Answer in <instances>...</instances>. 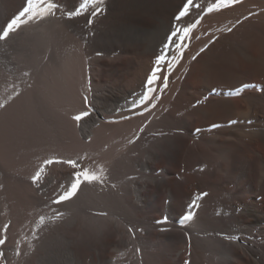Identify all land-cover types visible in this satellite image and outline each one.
<instances>
[{
	"label": "bare ground",
	"instance_id": "obj_1",
	"mask_svg": "<svg viewBox=\"0 0 264 264\" xmlns=\"http://www.w3.org/2000/svg\"><path fill=\"white\" fill-rule=\"evenodd\" d=\"M121 1L109 0L112 12H116ZM55 2L59 9L54 15L29 21L6 40L0 41V104L4 105L0 107V237L6 235V239L13 241L3 250L7 263L82 264L76 251L78 246L102 238L105 228L114 224L120 226L128 248L122 249L111 264H161L163 256H175L172 264H181L179 258L183 249L173 250L179 240L189 244L190 264H222V260L229 264H264V250L261 249L264 243L258 239L256 244L246 240L249 232H254L252 236L256 234L257 238L262 237L264 211L259 206H255L259 226L251 225L249 211L243 212L239 227L243 242L232 240L224 246L221 244L225 235L231 229L234 235L235 226H230L229 220L216 209L209 197L203 196L198 200L197 206L191 209L192 219L181 223L183 216L179 215L189 211L196 196L190 189L184 191V197L180 198L170 192L169 201L162 208L167 223L154 222L150 213L139 216L148 188H157L164 183L165 177H159L154 171L155 164L164 159L171 163L174 171H178L180 158L187 154L197 159V169H200L202 158L205 163L208 152L214 148L221 157L217 160V169L224 176L227 174L226 166L235 170V183L244 196L249 195L250 199L257 201L259 196L264 195V124L256 127H231L228 124L232 119L246 121L256 118L258 111L264 110V26L260 24L264 21V14L258 16L261 20L258 23L249 27L240 26L235 38L237 43L229 37L217 42L219 49L231 42L239 50L247 45L244 52L246 58L238 68L210 75L206 66L213 59L211 56H216L215 52L208 49L200 66L199 61L192 62L197 51L208 44L200 41L189 56L188 66L194 69L183 74L177 89L170 87L169 92L164 94L154 92L147 105L137 106L146 92L147 78L132 91L111 88L110 92L116 93L118 101L112 107H116L117 113L123 116L129 115V118L118 125L93 132L94 124L108 112L95 109L78 125L73 117L79 113L75 114L74 108L79 101H83L84 97L80 100L79 93L86 88L79 90L75 77L69 82L71 73L67 76L65 70L67 66L73 67L72 72L76 73V63L81 59L84 62L89 57L93 60L100 52L105 60L115 52V49L101 50L99 46L103 31L109 25L105 10L94 18L89 15L92 10L87 9L81 15L69 18L68 13L74 9L67 1ZM14 3L24 7L26 0H0V28L4 27L3 20ZM248 14L247 5L239 4L215 16L209 24L222 34L237 28L239 21ZM89 18L92 19L91 25L87 23ZM122 49H116L118 54ZM115 69V64L105 63L103 72H114ZM195 69L198 72L192 79L190 75ZM193 83L200 86L192 88ZM237 90L239 95L234 94ZM97 92L92 98L95 106H100L103 95ZM153 104L155 107H151ZM213 126L217 131L210 132ZM79 129L90 143L96 141L99 134H113L116 140L109 143L107 151L99 153L96 149L92 152L98 156L113 155V158H110L100 181L83 183L73 198L53 204L52 201L62 191L51 197L44 195L49 186L45 185V181L43 183L42 178L35 184L32 182L36 174H32V167L38 161L37 171L44 169L45 162L50 158L47 154L48 158L45 156L39 161L43 158L42 154L54 151L52 147L63 146V143L78 144L74 149L82 150L85 157L90 144L81 142ZM81 153L75 152L71 159L80 160ZM252 164L258 167L256 178L249 173V165L251 169ZM138 165L145 170L146 180L135 186L133 176ZM46 169H49L48 165ZM71 182L70 174L63 185V192ZM17 183L31 186L25 188L26 192H21L15 185ZM33 186L37 187L38 196L32 195ZM131 195L134 200H130ZM149 204L153 205V202ZM5 225H8L6 233L3 232ZM76 226L79 229L70 241L67 235ZM174 227L181 229L183 238L171 235ZM129 228L133 231L130 232ZM155 231L156 240L146 237ZM56 255L60 256L59 259L52 260V256Z\"/></svg>",
	"mask_w": 264,
	"mask_h": 264
},
{
	"label": "rangeland",
	"instance_id": "obj_2",
	"mask_svg": "<svg viewBox=\"0 0 264 264\" xmlns=\"http://www.w3.org/2000/svg\"><path fill=\"white\" fill-rule=\"evenodd\" d=\"M11 1L15 2L16 0ZM66 1L69 7H72V9L74 10L79 9L81 5L85 3V0ZM108 2L109 0H103V2H101V0H87V5L84 11L93 10V8L97 5L100 10H105L104 15L109 25L103 31V38H100L101 43L99 46L101 50L115 49V52L110 53L109 57L105 60L102 58L104 54L100 52H98L93 57V60H90V57L87 62H84L81 59L84 65L81 61H79L80 63H76L78 67L76 73L72 72L73 67L67 66V71L65 70L67 76H69V72L71 73L69 82L71 81L72 77H75L77 88L79 87V90L81 88H86L82 91L84 92L83 94L82 92H80L81 94L79 93L81 97L80 100L83 97L84 99H82L83 101H79V104L76 105L77 107L74 108L76 110L75 112L73 109V112L75 114H80L84 111L94 112L95 109H97L98 111L100 109H104L106 112H108L101 117V121H98L94 124L93 132H97L98 130H101L105 127L118 125L121 121L129 118V115L123 116L117 113L118 109L116 107H112L114 105H117L118 101L116 99V93L110 92V89L116 88L126 92L128 90L132 91L136 87H138L140 82L150 75L155 63L156 56L164 47L163 42L165 41L166 36L170 35L171 30H173L175 27L183 28L188 24L195 22L199 18V24L193 29L192 33L190 34V39L187 41V46L184 51L183 58L179 60V62H174L175 67L169 75L168 88L162 89V85L157 88V91H161L162 94H164L165 91H168L170 87H174V90L177 89L176 87H178L179 81L183 74L185 72L190 73L191 70L194 69H190L188 66L190 62L189 56L200 41H206L208 44L204 48L205 50L203 52H200V50L197 51L199 55H197L196 53V59L192 60V62L199 61L200 66L208 49L215 52L216 56L212 55L211 58L213 59H211L208 63L209 67L206 66V70L210 75L230 72L235 68H238L239 63L241 61H244L246 58L244 52L247 47V45L245 44L244 48L242 50H239L236 47V44H234V40L237 43V40L235 38L240 32V26L249 27L254 23H258L261 21L258 19V16L264 14V0H242V2L239 4H246L249 9V14L239 21V26L237 28H233L231 29V31L226 30L224 31V33L220 34L217 33L214 27L209 23L215 19V16L231 9L232 7L220 12H213L211 14L202 13L201 17L197 16V12L199 10L193 9L188 17L183 18V22H179L175 19V17L181 10L182 5L185 3V0H122L115 13L112 12ZM209 2H211V0H197V3L201 4L205 8ZM22 8L23 5L14 3V7H12V10L9 11L7 17L3 20V25L5 26L7 22H9L16 14H18V12ZM260 24L264 26V21H262ZM224 37H229L233 40L234 43H228L220 47L219 49L217 46V42L219 39ZM119 48L123 49L121 53L118 54L116 49ZM175 54L176 52L173 49L171 55ZM105 63L115 64V71L103 72ZM195 71L196 69L193 70V74L191 73L190 75L192 79L198 72V70L197 72ZM78 72L81 78L79 77ZM76 80H78L77 82L79 83V86ZM79 80H81V82ZM80 84H82V86ZM199 86V84L193 83L191 87L197 88ZM64 87H66V90H69L67 86ZM97 91H99L101 95H103L100 100V106H95L94 100L92 98L94 93H98ZM70 95L72 96V94ZM188 96H190V94H188ZM62 103L65 104L66 102ZM80 105L83 106L80 107ZM82 121L84 120H81L79 123L77 122V124L80 125ZM260 123L264 124V110H259L258 117L256 118H249L246 119V121H237L236 119H232L228 124L231 127L236 125H241V127L253 125L254 127H256ZM104 131L108 132L107 130ZM214 131H217L216 126H213L210 130V132ZM78 134L82 143L90 144V150L86 149L88 151H85V157L84 154L81 153L83 152L82 150L78 151L74 149L78 146V144L71 142L68 144L63 143V146H59L60 149H58L59 147H52V149L55 148L54 151L49 150V152L45 153L46 155L42 154L43 158L36 159L42 161L47 157L48 154L50 158L49 161L54 160L52 165L45 164V171L43 169V173L41 175L43 183L45 181V185L49 186L48 189L44 191V195L48 194L47 196L51 197L56 195L57 191H59L60 193V190L63 193L62 189L65 186L64 183L67 176L72 174L76 170L87 169L90 173L99 176L104 175V171L113 158V155H108L107 157L103 155L98 156L94 155L92 152H94V150L96 149L99 150V153L107 151L109 143L113 140H116L115 136L111 133H109L110 136H100L99 134L97 135L96 141L100 142L95 143L96 141H94L90 143V141L88 142L86 138L84 139L80 129ZM71 139H73L72 136ZM189 145H191V143H189ZM75 152L81 153L80 160L71 159L74 158L73 156ZM122 152L123 150L119 154H121ZM51 156L55 157L51 159ZM214 156L215 158H212ZM220 158L221 157L217 155V148H214L208 152L205 163L203 162L202 158V165H200V169H197V159L192 156L188 157L187 154L183 155L180 158L181 166L178 171H174L172 169L171 163H168L164 159L161 163H157V165L155 164L154 171L159 177H165L164 183L157 188H148L143 203L144 207L140 209L139 216L143 217L146 213H150L152 220L156 223L157 221H162L167 218L162 208L165 206L166 202L169 201L170 192L176 198L184 197L183 192L189 189L194 193V195H197L199 193H207L206 198L209 197L212 200V202L216 206V209L221 211L223 216L229 220L230 226H235V234L233 235V230L231 229L230 232L225 235L224 241L221 245L224 246L226 242H230L232 240L243 242L242 235L239 234V227L241 225L240 215L245 211H249L250 215H252L251 225L259 226V214L256 213L255 206H259L264 211V195L259 196L257 198V201L250 199L249 195L244 196L241 193L238 185L235 183L237 172L231 167L226 166L227 174L224 176L217 169V160ZM58 159L62 160V162ZM91 159H93L94 162ZM55 160L57 161V164L55 163ZM66 160L75 161L78 166L77 169H73L66 162ZM35 162L36 163H34V166L32 167V174L37 172L38 161ZM63 162H66V165H63ZM59 163L61 164L60 167ZM47 165L49 169H46ZM135 172L136 173L133 176L134 185L140 186L146 180V172L139 165L137 166ZM249 173L254 178L258 176L257 164H252L251 169L249 165ZM15 185L21 192H23L24 190L26 192V189L31 186L30 185L27 187L26 185L24 186L23 184L21 185L19 183ZM33 188L34 189H32V195L38 196L37 187L33 186ZM257 190L260 191L261 189ZM130 200H134L133 195L130 196ZM151 201L153 202V205L149 204V202ZM137 204H139V202ZM183 215L184 214H180L179 216L182 217ZM77 227L79 226L74 227V229L76 230L72 228L71 231L73 232H68L69 234L67 236L69 237L68 239H70V241L71 238H75L74 234H76L78 231L77 229H79ZM181 232L182 231L180 228L174 227L171 229L170 233L174 237H178L180 239L183 238ZM253 233L254 232H249V234L246 235V240H251L252 244H256L255 242L258 239L264 243V228L260 233L262 236L261 238H257L256 234L252 236ZM156 234L157 231L153 232L149 236L147 235L146 237L150 239L152 237L156 240ZM124 239L125 235L122 233V231H120V226L116 227V225L114 224H109L105 228L102 238H98L92 242H84L79 245L80 247L78 246V249H76V251L79 255L80 260L82 261V264H111V262L117 258V255L122 249L128 248V246L124 243ZM183 241L179 240L178 244L173 247V250L182 248L183 255L179 258V261L181 264H190V259L188 258V254L190 251L189 244ZM11 243H13V241H10V239L7 238L6 242L3 245H0V262L2 264H8V260L6 261V256L3 250L10 246ZM263 247L264 245L261 247V249L264 250ZM59 257L60 256L57 255L52 256V260L57 261ZM173 259H175V256H163L160 262L161 264H172ZM222 264L229 263L222 260Z\"/></svg>",
	"mask_w": 264,
	"mask_h": 264
},
{
	"label": "snow or ice",
	"instance_id": "obj_3",
	"mask_svg": "<svg viewBox=\"0 0 264 264\" xmlns=\"http://www.w3.org/2000/svg\"><path fill=\"white\" fill-rule=\"evenodd\" d=\"M101 2H103V0H101ZM241 2L242 0H211L205 8L201 4L197 3V0H185V3L182 5V8L175 19L179 22H183V18L188 17L193 9L199 10L197 12V16L201 17L202 13L211 14L213 12H220L234 7ZM86 5L87 0H85V3L82 4L79 9L69 12L68 17L72 18L73 16L81 15L85 10ZM58 9L59 5L55 2V0H26L25 6L18 12V14L7 22L6 26L0 28V41L6 40L10 34L16 32L25 23L32 20L45 19L47 15H54ZM100 11L101 10L97 5L93 8L89 15L91 18H94L100 14ZM91 18L87 21L89 25L92 23ZM198 24L199 18L195 22H192L183 28L175 27L171 30L170 35L166 36L165 41L163 42L164 47L156 56L151 73L146 79V92L140 98L137 106L147 105L153 99L152 94L156 92L157 88L161 85L162 89L168 88L169 75L175 67L174 62H179V60L183 58L187 41L190 39V34ZM229 31H231V29H229ZM173 49L176 52L175 55H171ZM204 50V48H201L200 52H203ZM197 55H199V53H197ZM192 59L195 60L196 56H193ZM234 94L239 95V90H237ZM0 107H4V105L0 104ZM151 107H155V105L153 104ZM90 115V111H84L73 118L79 123L81 120H85ZM196 131H199V129ZM45 163L51 164L53 161H46ZM67 163L73 169H77L78 167L75 161H67ZM42 172L43 169L37 171L33 176L32 182L34 184L41 179ZM71 177L72 182L70 183L69 188L63 193L57 195V197L52 201L53 204H61L73 198L83 183H93L101 180V176L90 173L87 169L76 170L71 174ZM206 195L207 193H199L195 196L192 204L189 206V211L183 215L181 223L192 219L193 212L191 209L195 208L197 206V201ZM41 222H43V217L41 218ZM157 223H167V218L162 221H157ZM7 230L8 225H5L3 232L6 233ZM129 231L131 232L133 229L129 228ZM5 242L6 235L0 237V245H3Z\"/></svg>",
	"mask_w": 264,
	"mask_h": 264
}]
</instances>
